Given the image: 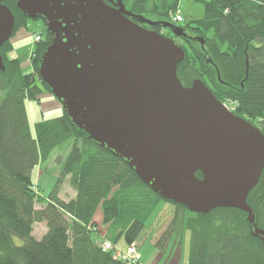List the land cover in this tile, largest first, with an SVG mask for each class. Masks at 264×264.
<instances>
[{"label":"trees","instance_id":"1","mask_svg":"<svg viewBox=\"0 0 264 264\" xmlns=\"http://www.w3.org/2000/svg\"><path fill=\"white\" fill-rule=\"evenodd\" d=\"M16 1L2 0L14 16L12 35L28 20L15 7ZM121 1L132 13L161 22H172L179 15V0ZM195 1L203 4V17L182 27L204 43L185 41L184 58L176 68L179 81L190 86L194 79L201 80L216 100L234 103L233 114L264 136V0ZM47 45L37 43L27 74L17 60L7 58L9 40L0 48L4 64L0 71V264H124L91 239L92 232H100L94 221L96 211H101V225L117 232L112 243L122 238L128 246L136 243L159 199L171 203L174 214L156 245L186 226L191 233L189 264H264V247L250 235L247 213L217 208L185 217V206L154 193L124 160L73 126L64 111L60 117L35 123V136L31 135L25 100L38 99V84L51 93L38 73ZM66 142L72 144L70 152L44 201L33 190L37 187L31 170ZM195 175L202 177L199 171ZM66 177L76 195L63 201L58 192ZM36 204L41 207L36 209ZM247 204L257 227L264 230V167ZM35 223L47 227L39 240L32 235ZM14 238L22 244H15Z\"/></svg>","mask_w":264,"mask_h":264},{"label":"water","instance_id":"2","mask_svg":"<svg viewBox=\"0 0 264 264\" xmlns=\"http://www.w3.org/2000/svg\"><path fill=\"white\" fill-rule=\"evenodd\" d=\"M16 7L45 23L50 40L39 77L73 126L124 160L154 193L189 212L247 213L250 235L264 247V230L247 204L264 167V136L201 80L183 86L176 75L182 47L127 16L185 36L181 27L132 14L121 0H18ZM14 26L0 0V48ZM194 39L203 46L202 38Z\"/></svg>","mask_w":264,"mask_h":264},{"label":"rangeland","instance_id":"3","mask_svg":"<svg viewBox=\"0 0 264 264\" xmlns=\"http://www.w3.org/2000/svg\"><path fill=\"white\" fill-rule=\"evenodd\" d=\"M203 12L204 9L201 2L195 0H179L178 13L183 19L180 24L181 26L202 19ZM151 19L154 20L153 17ZM45 33L46 27L41 20L28 19L25 25L20 26L11 35L9 39L11 49L7 52L6 56L8 59L18 61L22 73L27 74L31 72L30 56L35 51L38 43L35 41V37L38 34L43 37ZM38 85L41 90L38 99L25 100V110L30 132L33 137L35 136V123L63 115L61 104L41 84ZM224 105L228 110L233 111L227 102H224ZM255 125L259 127L258 121L255 122ZM71 145V142H66L60 147H57L45 161L38 163L31 170V181L37 187V191H39L44 201L47 200L49 194L54 189L62 165L70 152ZM75 195V190L69 184V178H64L59 188V198L63 201H68L73 199ZM40 207V204H36L35 206L36 209ZM173 214L174 206L171 203L159 199L153 211L147 217L145 228L135 243L139 264H189L191 233L186 226L183 228L179 227L174 232L172 231V233L170 232L163 245H156L160 234L166 231L169 222L173 218ZM184 214L185 217H193V213L189 211H185ZM94 217L97 221L99 231L106 232V237L111 238L112 241L116 240L117 232L107 226L101 225L100 210L96 211ZM46 232L47 227L45 223H35L33 225L32 235L35 239H41ZM91 239L98 241V233L92 232ZM14 242L17 245L22 244V241L18 238H14ZM115 247L120 250H125L126 245L122 238L117 240Z\"/></svg>","mask_w":264,"mask_h":264},{"label":"flooded vegetation","instance_id":"4","mask_svg":"<svg viewBox=\"0 0 264 264\" xmlns=\"http://www.w3.org/2000/svg\"><path fill=\"white\" fill-rule=\"evenodd\" d=\"M18 1V0H17ZM17 1L15 2V7H16V3ZM107 4H109L111 7H115V1L113 2H108L106 1ZM125 6V5H124ZM17 8V7H16ZM125 9L129 12H131L130 10H128L126 7ZM19 10V9H18ZM20 11V10H19ZM21 12V11H20ZM22 13V12H21ZM132 13V12H131ZM134 14V13H132ZM25 16V15H24ZM144 16V15H142ZM14 17V16H13ZM146 19L148 20H151V21H154V22H161V21H158V20H153L151 18H147L146 16H144ZM28 18V17H27ZM127 18H129L131 21L135 22L137 25H139L140 27L146 29V30H150V31H154L164 37H167V38H170L171 40H173L177 45L179 46H186V42L185 41H196L194 38H196L197 36L190 33L189 30H187L186 28L180 26L179 24H175V23H172V22H168L172 25V27H181L183 30H182V33L185 34V36H177L176 34L173 33V29L172 28H166V27H162V26H153V25H149L147 23H142V22H138L136 21L134 18L130 17V16H127ZM30 19V18H28ZM32 20V19H31ZM33 20H41V19H33ZM15 21V20H14ZM42 21V20H41ZM43 22V21H42ZM166 22V21H165ZM44 23V22H43ZM45 25V23H44ZM49 40H50V37H49V34L48 32L46 31L45 35L42 37L41 36V43L42 45L44 44H49ZM198 42V41H197ZM3 59V58H2Z\"/></svg>","mask_w":264,"mask_h":264},{"label":"built area","instance_id":"5","mask_svg":"<svg viewBox=\"0 0 264 264\" xmlns=\"http://www.w3.org/2000/svg\"><path fill=\"white\" fill-rule=\"evenodd\" d=\"M173 21L179 23L182 21V17L180 15H175ZM39 40L40 37L36 36L35 41L38 42ZM228 105L230 106V109H234V103L228 102ZM97 244L102 251H112L114 256L117 259H120L124 264H138V252L134 243L128 245L125 250L116 248L112 243L106 240H102Z\"/></svg>","mask_w":264,"mask_h":264},{"label":"crops","instance_id":"6","mask_svg":"<svg viewBox=\"0 0 264 264\" xmlns=\"http://www.w3.org/2000/svg\"><path fill=\"white\" fill-rule=\"evenodd\" d=\"M95 216V215H94ZM94 221L95 222H97L96 220H95V217H94ZM98 229H99V227H98ZM98 237H99V240L98 241H100L101 239H105V240H110L111 242H112V240H111V238H107L106 237V232H99L98 233ZM98 241H95L96 243L98 242Z\"/></svg>","mask_w":264,"mask_h":264}]
</instances>
